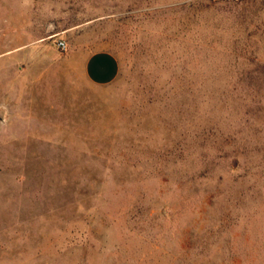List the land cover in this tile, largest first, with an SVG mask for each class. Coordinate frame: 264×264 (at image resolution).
<instances>
[{
    "label": "rangeland",
    "instance_id": "obj_1",
    "mask_svg": "<svg viewBox=\"0 0 264 264\" xmlns=\"http://www.w3.org/2000/svg\"><path fill=\"white\" fill-rule=\"evenodd\" d=\"M0 264H264V0H0Z\"/></svg>",
    "mask_w": 264,
    "mask_h": 264
},
{
    "label": "crops",
    "instance_id": "obj_2",
    "mask_svg": "<svg viewBox=\"0 0 264 264\" xmlns=\"http://www.w3.org/2000/svg\"><path fill=\"white\" fill-rule=\"evenodd\" d=\"M72 63L95 85L113 83L121 70L118 57L108 50H97L89 54L79 53L72 56Z\"/></svg>",
    "mask_w": 264,
    "mask_h": 264
},
{
    "label": "built area",
    "instance_id": "obj_3",
    "mask_svg": "<svg viewBox=\"0 0 264 264\" xmlns=\"http://www.w3.org/2000/svg\"><path fill=\"white\" fill-rule=\"evenodd\" d=\"M58 45L61 46V47H63V48H66V46H67L66 43H65V41H63V40H59L58 41Z\"/></svg>",
    "mask_w": 264,
    "mask_h": 264
}]
</instances>
